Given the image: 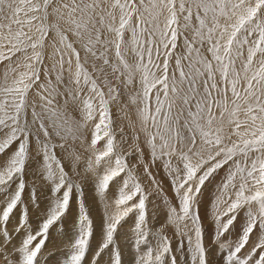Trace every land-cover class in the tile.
<instances>
[{"label": "snow or ice", "instance_id": "snow-or-ice-1", "mask_svg": "<svg viewBox=\"0 0 264 264\" xmlns=\"http://www.w3.org/2000/svg\"><path fill=\"white\" fill-rule=\"evenodd\" d=\"M214 252L264 264V0H0V264Z\"/></svg>", "mask_w": 264, "mask_h": 264}, {"label": "rangeland", "instance_id": "rangeland-1", "mask_svg": "<svg viewBox=\"0 0 264 264\" xmlns=\"http://www.w3.org/2000/svg\"><path fill=\"white\" fill-rule=\"evenodd\" d=\"M157 179H161V174H157ZM163 189H164V196L170 197L171 193L168 188L167 181L163 182ZM213 189H214V184H209L207 186V191L205 192V196L202 198L204 200V204L201 208V215L203 217V224H204V229H205V235L206 238H211L212 233H213V227L211 224V218H210V205L208 201L211 200L212 195H213ZM45 193H41V198H44ZM164 196L157 197V196H152L150 197V202H149V221H150V226L153 225H159L160 223H163L164 221V204L162 203V200ZM86 198H87V203L91 206L92 208V213L95 218V222L97 225V238H98V233H99V224H100V219L102 216L103 212V205L102 202L99 200L98 194L93 193L91 190H88L86 192ZM129 223L124 224V227L120 229V239L121 241L124 238V234L128 231L129 229ZM68 227H71V224L69 223ZM60 233L58 231L53 232V237H54V243L57 241L55 240V237H59ZM175 246V241L173 242ZM52 245H49L51 247ZM127 258V257H126ZM212 264H221V253L220 252H214L213 255L211 256Z\"/></svg>", "mask_w": 264, "mask_h": 264}]
</instances>
